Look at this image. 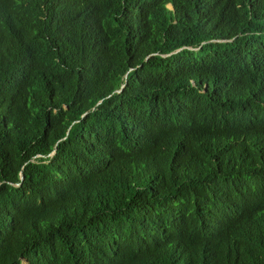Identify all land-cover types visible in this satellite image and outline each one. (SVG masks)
Wrapping results in <instances>:
<instances>
[{"label":"trees","instance_id":"obj_1","mask_svg":"<svg viewBox=\"0 0 264 264\" xmlns=\"http://www.w3.org/2000/svg\"><path fill=\"white\" fill-rule=\"evenodd\" d=\"M0 264H264V0H0Z\"/></svg>","mask_w":264,"mask_h":264},{"label":"water","instance_id":"obj_2","mask_svg":"<svg viewBox=\"0 0 264 264\" xmlns=\"http://www.w3.org/2000/svg\"><path fill=\"white\" fill-rule=\"evenodd\" d=\"M121 88H122V86L119 88V90H121ZM119 90L116 91V92H119ZM53 153H54V152H51V153L49 154V156L53 155ZM20 179H22V178L20 177Z\"/></svg>","mask_w":264,"mask_h":264},{"label":"clouds","instance_id":"obj_3","mask_svg":"<svg viewBox=\"0 0 264 264\" xmlns=\"http://www.w3.org/2000/svg\"><path fill=\"white\" fill-rule=\"evenodd\" d=\"M168 8H170V7H168ZM229 41V40H228Z\"/></svg>","mask_w":264,"mask_h":264}]
</instances>
